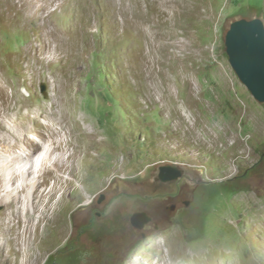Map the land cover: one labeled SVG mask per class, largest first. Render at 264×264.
<instances>
[{
	"label": "rangeland",
	"instance_id": "obj_1",
	"mask_svg": "<svg viewBox=\"0 0 264 264\" xmlns=\"http://www.w3.org/2000/svg\"><path fill=\"white\" fill-rule=\"evenodd\" d=\"M22 5L0 0L7 113H55L76 145L48 162L22 226L0 229V264H264V104L225 46L264 2ZM167 165L183 177L162 182ZM19 207L0 203V226ZM136 213L152 219L143 230Z\"/></svg>",
	"mask_w": 264,
	"mask_h": 264
},
{
	"label": "bare ground",
	"instance_id": "obj_2",
	"mask_svg": "<svg viewBox=\"0 0 264 264\" xmlns=\"http://www.w3.org/2000/svg\"><path fill=\"white\" fill-rule=\"evenodd\" d=\"M20 1L27 11L38 13L47 6L46 4L50 5L57 0H49L48 3L46 0ZM8 88L0 77V96L2 97L0 102V203L5 202L8 206L17 203L21 207L6 213L0 226L3 232L22 226V217L30 213L27 208L30 196L35 197L36 191L41 188L39 182L41 177L44 174H50L48 167L51 165L48 162L62 158V151L71 152L75 144L74 141L66 140L67 138L65 139L60 132L57 127L58 116L55 113H48L45 109L33 111L31 107H27L25 112L17 113L14 118L10 117L7 113L10 108L9 102L6 101L7 98L4 99ZM42 117L49 119V122H44ZM75 157L76 155L70 154L63 159L74 160ZM58 163L57 160L54 162L55 165ZM45 195L46 192L42 193L41 200H44ZM56 195L58 193L55 191L51 197L54 198ZM46 202L48 203L49 199ZM16 218H21L17 224ZM25 229H31V225L26 224ZM255 229H264V214L258 225H255ZM20 236L21 239L23 236ZM0 243L4 244V239L1 238Z\"/></svg>",
	"mask_w": 264,
	"mask_h": 264
},
{
	"label": "water",
	"instance_id": "obj_3",
	"mask_svg": "<svg viewBox=\"0 0 264 264\" xmlns=\"http://www.w3.org/2000/svg\"><path fill=\"white\" fill-rule=\"evenodd\" d=\"M229 61L240 81L252 96L264 104V20L242 18L235 20L225 37ZM42 87V92H44ZM183 177V172L174 166H161L159 179L166 183ZM105 196H101L102 203ZM152 219L146 213H136L131 218L132 225L143 230Z\"/></svg>",
	"mask_w": 264,
	"mask_h": 264
},
{
	"label": "snow or ice",
	"instance_id": "obj_4",
	"mask_svg": "<svg viewBox=\"0 0 264 264\" xmlns=\"http://www.w3.org/2000/svg\"><path fill=\"white\" fill-rule=\"evenodd\" d=\"M261 2H264V0H261Z\"/></svg>",
	"mask_w": 264,
	"mask_h": 264
},
{
	"label": "trees",
	"instance_id": "obj_5",
	"mask_svg": "<svg viewBox=\"0 0 264 264\" xmlns=\"http://www.w3.org/2000/svg\"><path fill=\"white\" fill-rule=\"evenodd\" d=\"M109 95V94H108ZM109 97H111L110 95H109Z\"/></svg>",
	"mask_w": 264,
	"mask_h": 264
}]
</instances>
